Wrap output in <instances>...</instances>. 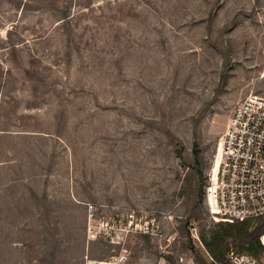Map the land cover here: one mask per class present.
Segmentation results:
<instances>
[{
	"label": "rangeland",
	"instance_id": "1",
	"mask_svg": "<svg viewBox=\"0 0 264 264\" xmlns=\"http://www.w3.org/2000/svg\"><path fill=\"white\" fill-rule=\"evenodd\" d=\"M250 96L264 0H0V264H211L208 189ZM131 211L159 237L89 234Z\"/></svg>",
	"mask_w": 264,
	"mask_h": 264
},
{
	"label": "built area",
	"instance_id": "2",
	"mask_svg": "<svg viewBox=\"0 0 264 264\" xmlns=\"http://www.w3.org/2000/svg\"><path fill=\"white\" fill-rule=\"evenodd\" d=\"M207 199L214 217L238 222L264 220V98L247 97L232 114L221 148L220 166ZM90 214L92 219V207ZM158 230L156 220L131 211L101 217L90 224L88 231L112 244H120L123 236L157 238ZM228 264H264V250L259 259L231 253Z\"/></svg>",
	"mask_w": 264,
	"mask_h": 264
},
{
	"label": "trees",
	"instance_id": "3",
	"mask_svg": "<svg viewBox=\"0 0 264 264\" xmlns=\"http://www.w3.org/2000/svg\"><path fill=\"white\" fill-rule=\"evenodd\" d=\"M196 159L200 153L195 148ZM201 177L203 175H200ZM264 220L238 222L224 219L204 238L211 264H228V253L236 247L241 253L259 257L264 250Z\"/></svg>",
	"mask_w": 264,
	"mask_h": 264
},
{
	"label": "bare ground",
	"instance_id": "4",
	"mask_svg": "<svg viewBox=\"0 0 264 264\" xmlns=\"http://www.w3.org/2000/svg\"><path fill=\"white\" fill-rule=\"evenodd\" d=\"M216 177V176H215Z\"/></svg>",
	"mask_w": 264,
	"mask_h": 264
}]
</instances>
